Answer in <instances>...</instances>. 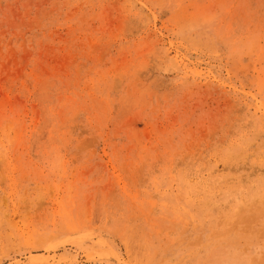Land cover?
I'll return each mask as SVG.
<instances>
[{
    "label": "rangeland",
    "instance_id": "rangeland-1",
    "mask_svg": "<svg viewBox=\"0 0 264 264\" xmlns=\"http://www.w3.org/2000/svg\"><path fill=\"white\" fill-rule=\"evenodd\" d=\"M0 264H264V0H0Z\"/></svg>",
    "mask_w": 264,
    "mask_h": 264
},
{
    "label": "bare ground",
    "instance_id": "bare-ground-1",
    "mask_svg": "<svg viewBox=\"0 0 264 264\" xmlns=\"http://www.w3.org/2000/svg\"><path fill=\"white\" fill-rule=\"evenodd\" d=\"M185 196V195H184ZM185 209V208H184Z\"/></svg>",
    "mask_w": 264,
    "mask_h": 264
}]
</instances>
